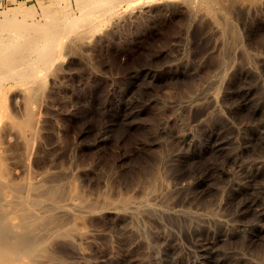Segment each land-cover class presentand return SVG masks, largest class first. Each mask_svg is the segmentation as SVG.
Segmentation results:
<instances>
[{
	"label": "rangeland",
	"instance_id": "rangeland-1",
	"mask_svg": "<svg viewBox=\"0 0 264 264\" xmlns=\"http://www.w3.org/2000/svg\"><path fill=\"white\" fill-rule=\"evenodd\" d=\"M79 3L0 0L85 26L0 80V264H264V0Z\"/></svg>",
	"mask_w": 264,
	"mask_h": 264
},
{
	"label": "bare ground",
	"instance_id": "bare-ground-1",
	"mask_svg": "<svg viewBox=\"0 0 264 264\" xmlns=\"http://www.w3.org/2000/svg\"><path fill=\"white\" fill-rule=\"evenodd\" d=\"M106 1L108 0H79L78 5L84 10V15H89L102 11V5ZM79 20L80 18L54 19L52 24L44 26L2 25L8 29L6 31L14 35L15 40H19V44L12 48L14 40L0 42V80L26 77L28 79L30 76L34 78V75L42 73L55 58L59 57L60 41L71 32L85 29V26L78 24Z\"/></svg>",
	"mask_w": 264,
	"mask_h": 264
}]
</instances>
